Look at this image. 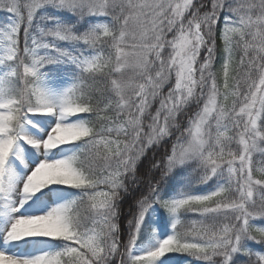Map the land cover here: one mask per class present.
Wrapping results in <instances>:
<instances>
[{
	"label": "snow or ice",
	"instance_id": "snow-or-ice-1",
	"mask_svg": "<svg viewBox=\"0 0 264 264\" xmlns=\"http://www.w3.org/2000/svg\"><path fill=\"white\" fill-rule=\"evenodd\" d=\"M0 10V264H264V0Z\"/></svg>",
	"mask_w": 264,
	"mask_h": 264
},
{
	"label": "rangeland",
	"instance_id": "rangeland-1",
	"mask_svg": "<svg viewBox=\"0 0 264 264\" xmlns=\"http://www.w3.org/2000/svg\"><path fill=\"white\" fill-rule=\"evenodd\" d=\"M8 17H9V14L6 12V10H0V25H6L7 20H8ZM223 24H224V21H223ZM223 24H222V28H223ZM81 30H83V29H81ZM21 32H22V35H23V29H21ZM21 32H20V35H21ZM241 55H242V52L239 51V50H237L234 53L233 59L237 63V66H233V63H232V69H233V71L231 73L232 75H236V69H237V67L240 64V57H241ZM214 70L216 71V64H215V69ZM217 78H218V81L222 84V79L220 78V66L217 69ZM229 103H230V101H229ZM78 115L83 116L81 114H78ZM69 119H73L74 120L75 117H70ZM45 138H46V136H45ZM172 139H175V137H173ZM77 143H79V142H77ZM67 147H70V146H68V145H61V148H67ZM53 151H57V150L54 149ZM259 160H260V157L259 156H255L254 157V161H255L254 162V169H255V167L261 166L259 164ZM254 175L257 178H260L259 177V174L255 173V171H254ZM45 191H46V189H45ZM81 211L83 213L84 209L82 208ZM198 218L199 217L196 214H192V213L186 214V219H188V220H190V219H198ZM184 219H185V216H184ZM181 231H183V228L181 229ZM250 244H251V247L253 248V250L256 249L255 251L264 250V246L262 247L261 245L256 244L254 242H250ZM169 256H170L171 264H198V262L195 261L193 258L187 257L185 255L169 254Z\"/></svg>",
	"mask_w": 264,
	"mask_h": 264
},
{
	"label": "trees",
	"instance_id": "trees-1",
	"mask_svg": "<svg viewBox=\"0 0 264 264\" xmlns=\"http://www.w3.org/2000/svg\"><path fill=\"white\" fill-rule=\"evenodd\" d=\"M209 6H210V0H209ZM222 20H223V15H221V17H220V19H219V21H218V25H217V35H216V40H217V45H218V48H217V52H218V53L221 52V48H222V46H221V44H220V40H219V29H221ZM221 62H222V61L218 58L217 61H216V71H217L218 67L221 65ZM233 66H237V63L235 62L234 59H233ZM165 90H166V89H165ZM85 115L87 116L88 114H85ZM165 147H167L168 150H170V148H171V142H169ZM163 152H164V147H161V148L159 149V151L156 152V154H155V155H156V159H159L160 156L163 154ZM152 155H153V153H152L151 151H149V152L147 153V157H148V159H150V158L152 157ZM148 159H145V160L139 165V168H140V172H141V173H143V172L145 171L146 167L149 166V165H148ZM156 176L159 177V172H158V171L156 172ZM143 190L146 191V188L143 189ZM139 194H140V193L137 192L135 195H136V196H139ZM130 203H132L131 198L128 199V200H126V201L122 204V209H123L124 212L127 211L128 205H129ZM125 223H126V221H125V219L122 217V219H121V224H122V226H123ZM122 250H123V249H122Z\"/></svg>",
	"mask_w": 264,
	"mask_h": 264
}]
</instances>
